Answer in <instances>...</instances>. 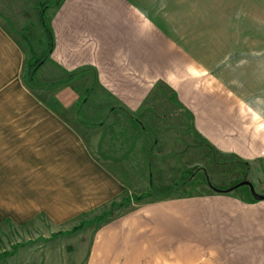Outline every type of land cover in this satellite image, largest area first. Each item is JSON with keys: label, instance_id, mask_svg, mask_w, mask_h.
I'll return each mask as SVG.
<instances>
[{"label": "crops", "instance_id": "0c3cea01", "mask_svg": "<svg viewBox=\"0 0 264 264\" xmlns=\"http://www.w3.org/2000/svg\"><path fill=\"white\" fill-rule=\"evenodd\" d=\"M155 1L61 0L49 19L44 74L64 78L49 89L26 84L23 47L0 18V230L42 215L63 224L108 211L84 264H264V200L212 191L122 206L125 173L102 155L124 157V142L99 145V131L119 116L157 128L179 108L219 154L264 162V119L242 114L264 104H239L231 90L229 100L202 93L209 70L174 42ZM86 75L91 85L79 92L73 82ZM223 75L212 77L217 89H226ZM46 92L56 104L43 99ZM82 95L87 120L75 118Z\"/></svg>", "mask_w": 264, "mask_h": 264}, {"label": "rangeland", "instance_id": "374dc122", "mask_svg": "<svg viewBox=\"0 0 264 264\" xmlns=\"http://www.w3.org/2000/svg\"><path fill=\"white\" fill-rule=\"evenodd\" d=\"M60 1L0 0L1 21L10 28L24 50L25 82L44 58L48 47L44 25H49L50 15ZM154 5L152 9L166 13L160 17L168 20L166 25L173 30L174 42L188 51L194 61H202L209 70L210 74L204 78L208 84L200 89L202 93L217 91L229 100L231 90L237 92L239 104H264V0H157ZM41 63L30 89L41 84L49 89L53 82L64 78L48 77L44 73L49 65L45 64L46 60ZM217 72L224 74L227 90L217 89L212 78ZM73 84L79 92L89 89L91 75L84 79L82 76ZM43 99L48 104H56L53 92H46ZM84 99L82 95L79 100L80 108L75 117L79 120L89 118L82 111ZM242 114L254 116L255 121L264 119V111ZM66 116L72 118L69 114ZM172 116L160 123V127L146 126L144 129L119 116L115 122H110V127L105 125L99 131H103L100 146L115 149L116 142H124L125 154L119 159L116 150L103 155L98 150L102 157L117 163L120 173H125L127 194L123 205L130 207L142 203L134 201L141 194H151L150 198L156 199L208 194L212 189L207 181L221 190L248 182L256 194L264 196V162L247 164L233 156L219 154L196 136L186 112L176 108ZM165 133L174 136L167 138L170 134L165 136ZM230 193L243 200H253L245 186ZM108 214V211H95L94 215L63 224H53L42 215L22 227L4 225L0 230V264H84L90 236L99 226L97 220Z\"/></svg>", "mask_w": 264, "mask_h": 264}, {"label": "trees", "instance_id": "16d2710c", "mask_svg": "<svg viewBox=\"0 0 264 264\" xmlns=\"http://www.w3.org/2000/svg\"><path fill=\"white\" fill-rule=\"evenodd\" d=\"M58 4L59 3H57V5ZM42 20H43V18H42ZM44 30L47 33V37H48V40H47V43H48L47 46L48 47H47V50L45 51L44 58L41 59L39 61V63L34 67V69L31 71V74L29 75L28 80H27L28 82L26 81L28 86L33 84V76H34V74L36 73L38 67H40V65L42 64L41 62H44L46 59L49 58V55H50V53L52 51V48H53V38H52V32H51L50 26L49 25H47V26L44 25ZM207 185H208V187L210 189H212L213 192L218 193V194H227V190H229V189L221 190V189H219L217 187H213L209 181H207ZM150 195L151 194H144V195L141 194L140 196L135 197L134 201H135V203H139L140 201L142 202L143 200L150 198ZM129 202L130 201H128L127 203H129ZM122 206H125V205L122 204ZM105 218H106V215H102L101 217H99V219L97 220V223H98L97 225H99Z\"/></svg>", "mask_w": 264, "mask_h": 264}, {"label": "water", "instance_id": "95a60500", "mask_svg": "<svg viewBox=\"0 0 264 264\" xmlns=\"http://www.w3.org/2000/svg\"><path fill=\"white\" fill-rule=\"evenodd\" d=\"M241 186H247L249 188V191L251 193V197L253 198V200H255V201H262V200H264V196H261V195L256 194L254 192L252 186L248 182H241V183H239L235 187L230 188L229 190H227V193H229V192L233 191L234 189H236L238 187H241Z\"/></svg>", "mask_w": 264, "mask_h": 264}, {"label": "flooded vegetation", "instance_id": "af4514ba", "mask_svg": "<svg viewBox=\"0 0 264 264\" xmlns=\"http://www.w3.org/2000/svg\"><path fill=\"white\" fill-rule=\"evenodd\" d=\"M247 189H248V191H249V188L247 187V186H245ZM249 194H250V196H251V193H250V191H249Z\"/></svg>", "mask_w": 264, "mask_h": 264}]
</instances>
